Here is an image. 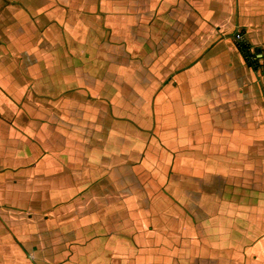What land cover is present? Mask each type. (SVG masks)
Instances as JSON below:
<instances>
[{
	"label": "crops",
	"instance_id": "0c3cea01",
	"mask_svg": "<svg viewBox=\"0 0 264 264\" xmlns=\"http://www.w3.org/2000/svg\"><path fill=\"white\" fill-rule=\"evenodd\" d=\"M0 264H264V0H0Z\"/></svg>",
	"mask_w": 264,
	"mask_h": 264
},
{
	"label": "trees",
	"instance_id": "16d2710c",
	"mask_svg": "<svg viewBox=\"0 0 264 264\" xmlns=\"http://www.w3.org/2000/svg\"><path fill=\"white\" fill-rule=\"evenodd\" d=\"M238 46H239V48L241 49L242 53H243L246 57H248V50H247L246 45L243 44V43H238Z\"/></svg>",
	"mask_w": 264,
	"mask_h": 264
},
{
	"label": "built area",
	"instance_id": "2783aa9c",
	"mask_svg": "<svg viewBox=\"0 0 264 264\" xmlns=\"http://www.w3.org/2000/svg\"><path fill=\"white\" fill-rule=\"evenodd\" d=\"M236 37H239V34L238 33L236 34Z\"/></svg>",
	"mask_w": 264,
	"mask_h": 264
}]
</instances>
